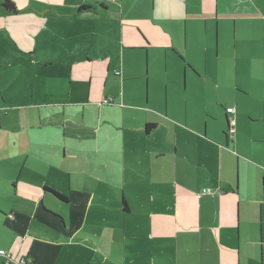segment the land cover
Segmentation results:
<instances>
[{"label": "crops", "instance_id": "obj_1", "mask_svg": "<svg viewBox=\"0 0 264 264\" xmlns=\"http://www.w3.org/2000/svg\"><path fill=\"white\" fill-rule=\"evenodd\" d=\"M10 1L0 251L28 264H264V0Z\"/></svg>", "mask_w": 264, "mask_h": 264}, {"label": "built area", "instance_id": "obj_2", "mask_svg": "<svg viewBox=\"0 0 264 264\" xmlns=\"http://www.w3.org/2000/svg\"><path fill=\"white\" fill-rule=\"evenodd\" d=\"M104 1H110V0H104ZM117 75H120V73H117ZM113 103L112 99H104L102 101V104L104 105H111ZM234 111L233 109H228L227 113L228 114H232ZM234 126H235V121L234 119H230L229 120V127H230V132L229 133H234ZM214 191L211 189H204L201 193L200 196H210ZM0 257H7L8 258V262L6 264H28L27 261L25 259H21L20 261H12L11 258H9V256L5 253V251L1 250L0 251Z\"/></svg>", "mask_w": 264, "mask_h": 264}, {"label": "rangeland", "instance_id": "obj_3", "mask_svg": "<svg viewBox=\"0 0 264 264\" xmlns=\"http://www.w3.org/2000/svg\"><path fill=\"white\" fill-rule=\"evenodd\" d=\"M21 16H25V14H22ZM28 16L29 17H33V18H37V19H39V20H44L45 19V17H42L40 14H38V13H30V15L28 14ZM79 21H82V22H86V25H90V23L91 22H89L90 20L88 19V18H84V20H79ZM88 22V23H87ZM59 23H61V22H59ZM77 25H78V23H76V25H75V28L77 27ZM63 27V26H62ZM62 27L60 28V29H62ZM65 27V26H64ZM75 34V33H74ZM28 35L31 37V38H33V39H35V37H33V35L32 34H30V33H28ZM64 36H66L67 37V39H66V42H65V46L66 47H68L69 45H68V41H69V38H70V36H71V28H69L68 29V31H64L63 32V37ZM75 42H76V47H78V48H83L84 47V43L82 42L83 40H82V38L80 37V35H77V34H75ZM66 82H67V78H66Z\"/></svg>", "mask_w": 264, "mask_h": 264}, {"label": "trees", "instance_id": "obj_4", "mask_svg": "<svg viewBox=\"0 0 264 264\" xmlns=\"http://www.w3.org/2000/svg\"><path fill=\"white\" fill-rule=\"evenodd\" d=\"M3 7L8 11L11 12L13 14H17L20 13V11L16 8V6L14 5V3L10 0H5V2L3 3ZM85 10H90L89 6H83L80 8V11H85ZM58 197L63 198L62 196L58 195ZM64 199V198H63Z\"/></svg>", "mask_w": 264, "mask_h": 264}]
</instances>
